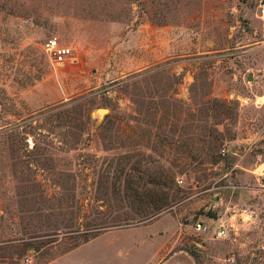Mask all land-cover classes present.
<instances>
[{
  "label": "rangeland",
  "instance_id": "1",
  "mask_svg": "<svg viewBox=\"0 0 264 264\" xmlns=\"http://www.w3.org/2000/svg\"><path fill=\"white\" fill-rule=\"evenodd\" d=\"M262 172L253 0H0V264H264Z\"/></svg>",
  "mask_w": 264,
  "mask_h": 264
},
{
  "label": "built area",
  "instance_id": "2",
  "mask_svg": "<svg viewBox=\"0 0 264 264\" xmlns=\"http://www.w3.org/2000/svg\"><path fill=\"white\" fill-rule=\"evenodd\" d=\"M254 6L256 8V14L260 16L262 19H264V0H253ZM47 49L53 52V54L57 55L58 58L62 57L64 54L69 52V49L67 47L59 46L57 43L56 38L49 39L48 42H46ZM220 152L222 154H226V148L222 147ZM261 180L262 185L264 186V172L261 174ZM197 229H206V225L202 224L200 221H197L196 223Z\"/></svg>",
  "mask_w": 264,
  "mask_h": 264
},
{
  "label": "water",
  "instance_id": "3",
  "mask_svg": "<svg viewBox=\"0 0 264 264\" xmlns=\"http://www.w3.org/2000/svg\"><path fill=\"white\" fill-rule=\"evenodd\" d=\"M249 77H251V74H249ZM100 109H102V110L104 111V109H103V108H100ZM100 109H99V112H101V111H100ZM103 111H102V112H103Z\"/></svg>",
  "mask_w": 264,
  "mask_h": 264
},
{
  "label": "trees",
  "instance_id": "4",
  "mask_svg": "<svg viewBox=\"0 0 264 264\" xmlns=\"http://www.w3.org/2000/svg\"><path fill=\"white\" fill-rule=\"evenodd\" d=\"M161 206L160 205H156V209H159Z\"/></svg>",
  "mask_w": 264,
  "mask_h": 264
},
{
  "label": "bare ground",
  "instance_id": "5",
  "mask_svg": "<svg viewBox=\"0 0 264 264\" xmlns=\"http://www.w3.org/2000/svg\"><path fill=\"white\" fill-rule=\"evenodd\" d=\"M100 111L102 112L103 110H102V109H100Z\"/></svg>",
  "mask_w": 264,
  "mask_h": 264
}]
</instances>
